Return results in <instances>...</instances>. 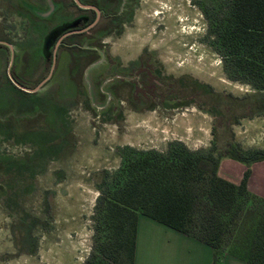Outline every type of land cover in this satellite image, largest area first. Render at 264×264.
Wrapping results in <instances>:
<instances>
[{
	"label": "rangeland",
	"instance_id": "rangeland-1",
	"mask_svg": "<svg viewBox=\"0 0 264 264\" xmlns=\"http://www.w3.org/2000/svg\"><path fill=\"white\" fill-rule=\"evenodd\" d=\"M117 2L103 5L94 26L65 36L51 68L55 45L45 54L44 37L61 17L58 8L48 0H0V39L12 45L0 46V264H80L93 242L98 188L91 172L116 169L119 145L165 151L180 139L206 148L212 126L218 136L232 131L245 147L264 144L263 114L231 123L239 110L224 116L213 107L205 83L236 95L254 88L226 75L195 0ZM9 71L29 88L45 80L22 94ZM146 79L161 85L138 96ZM120 114L121 127L111 122ZM39 119L58 143L44 148L28 133Z\"/></svg>",
	"mask_w": 264,
	"mask_h": 264
},
{
	"label": "trees",
	"instance_id": "trees-1",
	"mask_svg": "<svg viewBox=\"0 0 264 264\" xmlns=\"http://www.w3.org/2000/svg\"><path fill=\"white\" fill-rule=\"evenodd\" d=\"M195 1L208 20L210 43L220 53L226 75L254 88L236 95L205 83L213 107L224 116L239 110L231 123L240 116L264 115V0H214L211 9ZM8 81L19 93H35ZM123 121L122 114L111 119L119 127ZM28 131L41 147L58 143L49 138L41 119ZM211 132L206 148L192 149L180 139L169 141L165 151L119 145L116 169L91 172L98 188L93 242L80 264H134L139 213L210 245L209 264H223L225 253L264 264V196L247 186L251 164L264 159V146L245 147L232 131L218 136L215 126ZM223 157L245 165L239 182L218 173Z\"/></svg>",
	"mask_w": 264,
	"mask_h": 264
},
{
	"label": "crops",
	"instance_id": "crops-1",
	"mask_svg": "<svg viewBox=\"0 0 264 264\" xmlns=\"http://www.w3.org/2000/svg\"><path fill=\"white\" fill-rule=\"evenodd\" d=\"M244 169L243 163L223 157L218 173L239 182ZM247 186L254 193L264 196V159L251 164ZM212 258L210 245L139 213L134 264H209ZM222 263L249 264L229 253L223 255Z\"/></svg>",
	"mask_w": 264,
	"mask_h": 264
},
{
	"label": "flooded vegetation",
	"instance_id": "flooded-vegetation-1",
	"mask_svg": "<svg viewBox=\"0 0 264 264\" xmlns=\"http://www.w3.org/2000/svg\"><path fill=\"white\" fill-rule=\"evenodd\" d=\"M119 0H48V6H52L53 9L58 8V14L61 15L58 21H56L50 28H48L45 37H44V51L45 54L49 52L48 46L53 44L55 45L52 50V64L55 53L54 62L57 54V46L62 42V39L70 33L79 32L85 27H92L99 22V19L104 14L103 5L114 4ZM118 3V2H117ZM74 8L72 15L69 17L65 16L66 8ZM52 9V10H53ZM51 10V11H52ZM61 32V33H60ZM59 34L56 36V34ZM9 45L12 46L11 43L7 40L0 39V46ZM139 62H144V55H139ZM53 67V66H51ZM10 70V69H9ZM9 80L18 88L33 92L35 90H31L28 86L24 85V83L15 76L13 71H9ZM44 80V79H43ZM38 85V84H37ZM156 85V86H155ZM161 85V81L157 79L144 81V91L141 92L138 96H151L153 91L157 89V86ZM35 87V86H34ZM33 88V87H32ZM133 87L130 84L126 83V92L129 93ZM127 101V98H124ZM129 107L133 108L131 105Z\"/></svg>",
	"mask_w": 264,
	"mask_h": 264
},
{
	"label": "water",
	"instance_id": "water-1",
	"mask_svg": "<svg viewBox=\"0 0 264 264\" xmlns=\"http://www.w3.org/2000/svg\"><path fill=\"white\" fill-rule=\"evenodd\" d=\"M54 58H55V53H54ZM54 58H53V64H54ZM53 64H52V66H53ZM52 68V67H51ZM45 80V79H44ZM44 80H42L38 85H36L35 87H33V88H31V90H35V89H37V88H39L40 87V84L44 81Z\"/></svg>",
	"mask_w": 264,
	"mask_h": 264
}]
</instances>
